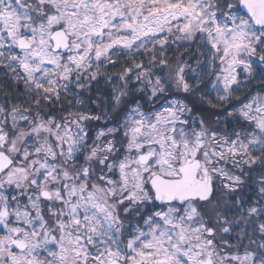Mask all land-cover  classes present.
<instances>
[{
	"label": "snow or ice",
	"instance_id": "obj_1",
	"mask_svg": "<svg viewBox=\"0 0 264 264\" xmlns=\"http://www.w3.org/2000/svg\"><path fill=\"white\" fill-rule=\"evenodd\" d=\"M0 84V264H264V0H0Z\"/></svg>",
	"mask_w": 264,
	"mask_h": 264
},
{
	"label": "trees",
	"instance_id": "obj_2",
	"mask_svg": "<svg viewBox=\"0 0 264 264\" xmlns=\"http://www.w3.org/2000/svg\"><path fill=\"white\" fill-rule=\"evenodd\" d=\"M0 88L4 89V91H8V86L7 85L0 84ZM0 97H2V93H0ZM156 106L159 107V104H157Z\"/></svg>",
	"mask_w": 264,
	"mask_h": 264
}]
</instances>
